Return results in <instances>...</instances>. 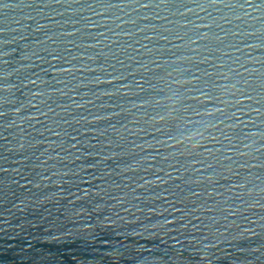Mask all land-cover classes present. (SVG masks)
Masks as SVG:
<instances>
[{
    "label": "water",
    "instance_id": "95a60500",
    "mask_svg": "<svg viewBox=\"0 0 264 264\" xmlns=\"http://www.w3.org/2000/svg\"><path fill=\"white\" fill-rule=\"evenodd\" d=\"M0 264H264V0H0Z\"/></svg>",
    "mask_w": 264,
    "mask_h": 264
},
{
    "label": "snow or ice",
    "instance_id": "6c2138e0",
    "mask_svg": "<svg viewBox=\"0 0 264 264\" xmlns=\"http://www.w3.org/2000/svg\"><path fill=\"white\" fill-rule=\"evenodd\" d=\"M249 7H252V5H249Z\"/></svg>",
    "mask_w": 264,
    "mask_h": 264
}]
</instances>
